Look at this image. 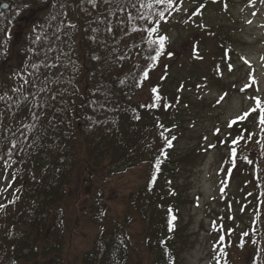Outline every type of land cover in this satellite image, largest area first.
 Returning a JSON list of instances; mask_svg holds the SVG:
<instances>
[{
  "label": "trees",
  "instance_id": "trees-1",
  "mask_svg": "<svg viewBox=\"0 0 264 264\" xmlns=\"http://www.w3.org/2000/svg\"><path fill=\"white\" fill-rule=\"evenodd\" d=\"M7 1L14 9L37 2ZM176 1L169 7L156 0H48L53 16L27 39L32 48L11 91L16 98L0 95V175L19 168L27 180L16 195L10 191L0 197V264H64L57 242L62 215L56 207L74 175L77 133L88 159L101 164L107 175L144 167L148 181L131 197L132 207L147 223L151 264L175 263L179 199L165 185L173 145L165 138L163 117L172 95L163 94L155 82L168 43L166 39L160 49L159 38L166 37L160 26ZM8 14L0 15L1 56L13 26ZM153 27L157 30L149 35ZM225 42L221 51L226 58ZM256 169L259 178L261 167ZM261 213L254 226L262 238L253 239L250 264H264ZM131 218L127 215L125 222ZM48 240L53 256L50 244L44 245ZM130 248L125 223L117 221L85 253L83 264H130ZM220 263L231 264L226 258Z\"/></svg>",
  "mask_w": 264,
  "mask_h": 264
},
{
  "label": "rangeland",
  "instance_id": "rangeland-1",
  "mask_svg": "<svg viewBox=\"0 0 264 264\" xmlns=\"http://www.w3.org/2000/svg\"><path fill=\"white\" fill-rule=\"evenodd\" d=\"M47 3L37 0L25 9L12 7L0 14L9 12L13 24L8 47L0 55V95L16 98L11 91L32 48L27 39L53 16ZM162 23L160 31L168 43L155 83L163 94L172 95L163 117L171 136L165 138L173 145L165 185L179 199H174L180 232L173 247L174 264H221L223 258L231 264H250L253 239L262 238L254 223L259 210L264 212V141L257 140H264V0H177ZM224 41L229 51L226 63ZM142 92L138 97L147 98ZM245 113V119H237ZM233 120L237 122L230 127ZM80 138L77 133L73 178L56 207L62 215L57 242L64 264H83L85 253L117 221L125 223L129 233L130 264H151L147 223L131 203L148 181L144 167L109 176L101 164L91 163ZM22 175L24 169L19 168L2 173L0 197L10 191L16 195L27 182ZM127 215L132 216L128 223ZM44 245L53 256L52 243Z\"/></svg>",
  "mask_w": 264,
  "mask_h": 264
},
{
  "label": "snow or ice",
  "instance_id": "snow-or-ice-1",
  "mask_svg": "<svg viewBox=\"0 0 264 264\" xmlns=\"http://www.w3.org/2000/svg\"><path fill=\"white\" fill-rule=\"evenodd\" d=\"M156 3H158V4H167L169 7H171V6L173 5V3H175V0H156ZM148 6L151 7V4H149ZM159 15H160L161 18H163V17H164V12H160ZM156 30H157V29H156L155 27H153V28H151V29H148L147 31L149 32V35H151V33L155 32ZM166 39H167V37H160V38H159V46H160V49H161V50H162L163 47H164V42H165ZM151 43H156V41H151ZM159 54H160V53L157 52V56H156V57H153V59H157L158 56H159ZM229 70H231V66H229ZM144 75H145V77H147L148 73L145 72ZM226 95H227V94L225 93L223 96H221V97L219 98V100L217 101V103L222 102L223 99H224V97H225ZM257 103H258V104L260 103L259 100H257ZM262 111H264V109H262ZM247 115H248V114L245 113L244 115L238 117L237 119H238V120H243V119L246 118ZM236 122H237L236 120L231 121L230 124H229V126L231 127L232 124H234V123H236ZM261 123L264 124V116L261 117ZM217 131H219V130H217ZM241 138H242V137H241ZM236 142H237V141H233V143H236ZM233 155H235V149H233ZM249 162H251V161H249ZM0 207H2V206H0Z\"/></svg>",
  "mask_w": 264,
  "mask_h": 264
},
{
  "label": "water",
  "instance_id": "water-1",
  "mask_svg": "<svg viewBox=\"0 0 264 264\" xmlns=\"http://www.w3.org/2000/svg\"><path fill=\"white\" fill-rule=\"evenodd\" d=\"M10 9V5L7 2H3L0 4V13L3 11H7Z\"/></svg>",
  "mask_w": 264,
  "mask_h": 264
}]
</instances>
